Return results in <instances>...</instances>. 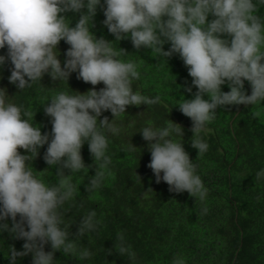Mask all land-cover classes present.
<instances>
[{
	"label": "clouds",
	"instance_id": "1",
	"mask_svg": "<svg viewBox=\"0 0 264 264\" xmlns=\"http://www.w3.org/2000/svg\"><path fill=\"white\" fill-rule=\"evenodd\" d=\"M98 6L105 17L102 23L115 40L97 38L90 31ZM262 6L264 0H0V49L6 47V54H0V69L10 62L7 79L17 89L40 82L45 73L54 81H67L76 72L84 82L104 85L83 93L51 95L43 104L45 115L51 118L50 133H42L30 120L33 113L11 102L6 88L0 87V233L7 230L24 240L22 251L9 247V264H17V257L29 253L31 264H54L57 250L79 259L92 255L69 239L61 211L75 192L71 174L86 167L81 147L87 142L96 164L86 190L97 189L112 162L108 134L120 132L114 117L126 112L128 105L160 102L159 95L134 91L133 81L141 73L134 61L120 58L126 52L114 47L113 41L130 39L134 48L151 49L155 57L179 55L192 78L191 85L183 87L192 96H183L177 106L191 119L192 147L203 153L208 144L200 134L218 108L264 101V16L258 14ZM61 40L69 45L63 66L57 48ZM166 43L170 45L167 50ZM245 80L250 94H246ZM225 84L228 91L222 90ZM106 110L112 113L111 120L99 118ZM170 121L139 131L148 142L147 167L157 183H167L170 192L187 191L203 200L207 189L196 165L183 143L175 139L183 130ZM45 144L43 159L57 166L56 183L46 184L29 166ZM255 176L264 178V169ZM98 223L95 210L88 211L80 219L76 236L94 230ZM117 240L121 255L135 256L123 234L118 233ZM45 244H50V251H45ZM172 264L184 261L176 258Z\"/></svg>",
	"mask_w": 264,
	"mask_h": 264
},
{
	"label": "trees",
	"instance_id": "2",
	"mask_svg": "<svg viewBox=\"0 0 264 264\" xmlns=\"http://www.w3.org/2000/svg\"><path fill=\"white\" fill-rule=\"evenodd\" d=\"M258 14L264 16V6ZM104 19L103 10L98 6L90 31L97 38L115 40L102 23ZM113 45L125 50L121 59L137 64L141 75L133 81L134 91L150 97L159 95L160 102L128 105L126 112L114 117L120 132L108 134L112 162L100 187L90 191L85 186L95 174L96 164L87 142L82 145L86 167L71 174L75 192L61 211L69 239L75 241L78 249L87 248L92 255L79 259L57 250L54 264H172L176 258H181L184 264H264V178L257 180L255 176L258 170L264 169V101L218 108L216 117L200 134L208 148L198 153L191 145V119L177 106L183 96H192L183 87L191 85L192 78L179 55L155 57L151 49L134 48L130 39L113 41ZM169 46L163 45L165 50ZM68 47L63 40L57 45L62 66ZM0 54H6V47L0 49ZM10 67L8 62L0 69V87L6 88L11 102L33 113L30 120L42 133L51 132V118L43 110L51 95L58 91L75 94L73 90L83 93L89 88L98 90L104 86L102 82L95 86L84 82L77 78L76 72L67 81H54L45 73L40 82L19 90L7 79ZM244 87L246 94H250L251 87L246 80ZM222 90H229L227 84L222 85ZM192 91H196L195 86ZM104 116L113 118L108 110L99 118ZM170 120L183 130V135L177 134L175 139L183 143L196 165V172L207 189L203 200L190 196L187 191L170 192L167 183H157L147 167L148 142L139 131L144 126H164ZM46 147V144L40 147L29 166L46 184L56 183L57 166H49L43 159ZM18 151L26 152L20 148ZM64 172L70 174L68 169ZM90 210H95L99 223L94 230L76 236L81 217ZM7 222L11 226V220ZM118 233L123 234L134 257L117 251ZM23 243V239L14 238L7 230L0 233V264H9L10 246L22 251ZM50 250V244H45V251ZM31 262V253L17 257V264Z\"/></svg>",
	"mask_w": 264,
	"mask_h": 264
}]
</instances>
